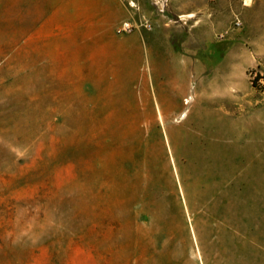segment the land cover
<instances>
[{"label":"rangeland","instance_id":"374dc122","mask_svg":"<svg viewBox=\"0 0 264 264\" xmlns=\"http://www.w3.org/2000/svg\"><path fill=\"white\" fill-rule=\"evenodd\" d=\"M124 2L115 60L61 0H0V264H264V0Z\"/></svg>","mask_w":264,"mask_h":264},{"label":"crops","instance_id":"0c3cea01","mask_svg":"<svg viewBox=\"0 0 264 264\" xmlns=\"http://www.w3.org/2000/svg\"><path fill=\"white\" fill-rule=\"evenodd\" d=\"M61 2L64 8L76 10L75 16L80 19L78 26H63V32L67 34H62L63 39L67 36L70 39L74 35L73 32L77 34V37L71 40L72 43L67 45L68 48H76L80 46V42L87 43L91 52L89 58L98 59H105L107 50L110 48L112 58L115 60L128 57L131 50L135 48L133 43L131 46L125 45L115 33L116 26L129 16V10L124 0H61ZM160 46L158 53L163 59L161 69L167 77L164 84L168 87L164 100L169 109L174 112V109H178L181 105L180 96L187 94L186 78L189 74L190 62L188 58L181 57L183 59H179L180 61L176 66L171 61L173 54L169 48L164 49L163 44ZM184 99L186 100V97Z\"/></svg>","mask_w":264,"mask_h":264},{"label":"built area","instance_id":"2783aa9c","mask_svg":"<svg viewBox=\"0 0 264 264\" xmlns=\"http://www.w3.org/2000/svg\"><path fill=\"white\" fill-rule=\"evenodd\" d=\"M128 29H129V23L128 22H123L122 25L117 28V31L119 33H121V32L127 31Z\"/></svg>","mask_w":264,"mask_h":264},{"label":"bare ground","instance_id":"6f19581e","mask_svg":"<svg viewBox=\"0 0 264 264\" xmlns=\"http://www.w3.org/2000/svg\"><path fill=\"white\" fill-rule=\"evenodd\" d=\"M194 16V14L193 13H189V14H186V15H183V16H181V17H184V18H192ZM188 66H189V64H188ZM189 69H190V66H189ZM201 85V84H200ZM187 87V86H186ZM183 88V87H182ZM188 88V87H187ZM184 89V88H183ZM193 89V88H192ZM179 90V89H178ZM184 91V90H183ZM189 97V96H188ZM191 97V96H190ZM185 100V99H184ZM187 101H189L188 100V98H187ZM186 103V102H185ZM188 103V102H187ZM190 103V102H189ZM228 103V102H227ZM213 104V103H212ZM228 107V106H227ZM185 113H182L181 115H184Z\"/></svg>","mask_w":264,"mask_h":264}]
</instances>
